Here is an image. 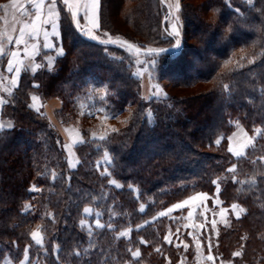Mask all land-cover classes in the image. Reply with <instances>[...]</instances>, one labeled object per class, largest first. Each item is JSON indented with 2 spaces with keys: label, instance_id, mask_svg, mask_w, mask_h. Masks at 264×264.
I'll return each mask as SVG.
<instances>
[{
  "label": "trees",
  "instance_id": "1",
  "mask_svg": "<svg viewBox=\"0 0 264 264\" xmlns=\"http://www.w3.org/2000/svg\"><path fill=\"white\" fill-rule=\"evenodd\" d=\"M121 1L106 0L105 31L146 49L173 44L164 32L167 7L162 0H131L135 3L126 20L132 32L115 29L111 12ZM203 7H184L181 54L157 55L152 75L161 84H172L176 93L148 103L140 99L143 76L134 75L143 65H134L119 49L109 53L117 59H110L101 46L80 37L70 16L61 12L66 54L49 65L48 52H42L36 59L41 68L22 72L12 95H3L7 103L1 117L12 120L14 128L0 133V264H21L29 245L27 264H212L198 257L189 235L195 229L182 212L159 213L192 195L214 194V182H219L222 205L238 204L244 213L213 231L208 223L203 232L195 230L203 256L209 255L210 242L215 264H264V0H205ZM208 9L215 19L208 18ZM34 83L40 87L33 88ZM34 95L40 97L39 113L29 107ZM51 99L60 101V122L79 123L84 137L85 143L75 147L74 169L45 108ZM109 102L123 120L106 128L104 140L93 139L96 117H106L98 109ZM234 121L254 137L239 159L228 151ZM234 165L235 173L229 172ZM105 171L111 175H102ZM233 177L240 183H233ZM252 180L255 184L248 183ZM33 185L39 190L29 191ZM97 218L104 229L95 227ZM81 221L91 226V236ZM36 229L44 237L43 248L31 239ZM169 230L171 245L165 241ZM136 250L138 258L131 255ZM237 251L242 255L234 257Z\"/></svg>",
  "mask_w": 264,
  "mask_h": 264
},
{
  "label": "snow or ice",
  "instance_id": "2",
  "mask_svg": "<svg viewBox=\"0 0 264 264\" xmlns=\"http://www.w3.org/2000/svg\"><path fill=\"white\" fill-rule=\"evenodd\" d=\"M248 3H251L252 0H247ZM106 3V0H10L9 3L0 4V11L3 12V15H0V24L3 25V28L0 29V61H3L6 58V71L9 74H13V78L8 81L7 86L4 85L5 78L3 75H0V87H3V91L6 92L9 96L12 95V89L18 86L19 79L21 77L22 72L35 73V70L41 68V64L35 63V58L40 55L41 45L39 43L41 37L43 39L42 47L49 51H55L56 57H60L65 55V50L63 48L62 40L63 34L61 32V12L63 11L65 17L70 16L71 24L76 33L90 41L94 44H97L102 47L106 56H109V53L114 49H119L123 52L127 57L132 59V63L134 65H146L142 68H138L137 72L134 74L137 79H140L144 73H148L149 79L152 78V74L149 71L150 67H155L157 64V60L154 58L160 53H171L174 56H179L182 51V41H181V16L179 15L183 6L181 0H175L174 4H168V12L164 18V23L169 24V19H173L175 22L170 23L168 27L164 29V32L167 36L174 38L173 39V47L169 49H147L146 51H142L141 46L136 45L127 39H121L118 37H113L109 32L105 31L102 27L101 19H102V9ZM211 10V9H210ZM234 11L239 12V9H234ZM21 48L23 52H21ZM14 49V50H13ZM47 55V54H45ZM141 55L152 57L148 60H140L139 57ZM110 59H117L116 54H112L109 56ZM121 62H123V57L119 58ZM28 61L26 64L25 61ZM54 61V57L47 56V63L52 65ZM33 88H39L38 84H32ZM227 85L225 88L227 89ZM33 103L29 105V107L33 108L37 113L40 112L39 96L31 97ZM101 101L106 99V96L100 97ZM144 103H148L150 101H157L162 99H167L166 95L163 93V90L159 88L158 85H152V90L150 95L140 97ZM7 101L0 96V106L6 104ZM131 103V102H129ZM127 107V106H126ZM126 110V109H125ZM98 111H103L106 114L105 118H118L120 115V110H116L114 106L109 102L105 107L98 109ZM88 115H96L95 112H89ZM153 113L150 108L148 110V115L146 118V122L150 123ZM238 126V125H237ZM14 125L12 123L4 124L0 123V133L8 130H12ZM70 135L74 133L72 143H65L62 147L67 150V162L70 168H76L77 163H73V145L75 144H83L85 141L83 139H79L80 133L75 130H68ZM113 131H116L115 129ZM257 135L261 134V129H255ZM93 139L104 140L105 136L95 137L93 135ZM232 143L235 147L230 146L228 151L233 153V155L239 159L242 156H245V149L253 144L254 137H248L246 132H238L233 137H230ZM59 144V141H57ZM217 144L220 143V140L216 141ZM108 154L105 153V163H109L107 159ZM99 166V163H98ZM229 172L235 173L236 168L235 165L228 169ZM102 175H111V173L105 171ZM56 175L53 174V181L56 179ZM70 181V177H64ZM111 184L115 185L117 188L122 187V185L118 184L115 180L110 181ZM216 183L217 192L215 194L216 198L213 200L215 205H219L221 201L218 199L219 195V182ZM233 183H240L235 180L233 177ZM250 184H255V181H248ZM35 185H33L29 191H38ZM131 190V189H130ZM209 199L207 194H197L195 196L190 197L180 203L175 204L173 207L167 209V211H162L159 213L160 217L171 216V213L174 210H181L185 207H189L191 210L188 212L187 216L184 217L186 220H192L195 213L196 207L201 208L200 215L204 217V223H197L194 225V228L205 229L206 224L209 223L207 216H204L203 202ZM199 201V205L193 207L194 202ZM232 211L235 213L236 218H240V213L244 211L237 204L231 205ZM141 211H143V205H141ZM27 212L31 211V206L26 208ZM223 211H227L222 210ZM85 214H91L90 208H84ZM99 216V214H97ZM175 219V218H173ZM213 228L217 223L216 219H212L210 221ZM82 227L88 229V235H92L91 226L85 225L84 221L80 222ZM187 226V225H186ZM95 227L98 229H104L105 224L99 222L97 218L95 222ZM111 228V224L108 225ZM138 230V229H137ZM177 234L180 229L177 228ZM128 232H121V236H128ZM192 239L196 243V250L198 253V257L215 264L216 258L211 255L212 245L209 242V255L206 257L203 256L200 249V240L193 233H189ZM31 239L33 243L43 248L44 246V237L42 235L41 230H36L31 232ZM179 239V236H177ZM166 243L169 245L173 244V240L171 238V230H169V235L165 237ZM140 243L146 244L147 242L143 239L140 240ZM180 245L177 244L176 247ZM29 245L24 249L23 252V260L21 264H27L29 259ZM187 244L184 245L185 250H187ZM91 248V243L89 248L84 249L85 253H88ZM160 249H157L159 251ZM55 252H59V246L54 247ZM131 251V249H129ZM76 256L80 255V252L74 253ZM132 257L138 258L140 256L139 250L131 252ZM242 255V252L237 251L233 253L234 257H239ZM58 259V257H57ZM223 264V262H221Z\"/></svg>",
  "mask_w": 264,
  "mask_h": 264
},
{
  "label": "rangeland",
  "instance_id": "3",
  "mask_svg": "<svg viewBox=\"0 0 264 264\" xmlns=\"http://www.w3.org/2000/svg\"><path fill=\"white\" fill-rule=\"evenodd\" d=\"M165 1L167 2V4H169V3L174 4L175 3V0H165ZM134 3L135 2L131 1V0H122L121 3L117 5V9H114L111 12V16H112L113 20L115 21V26H116L115 29H117L119 31H122V32H126V31H131L132 32L133 27H131V25H129L127 23L126 14L129 12V10L131 9V7L133 6ZM181 3H182V6H183V10H184V7L186 5H190L191 4L194 7V10H197V11L202 10L203 11V8H204L203 4H205V0H181ZM183 10L179 14L181 16V22H180L181 41H182V39L184 37V30H185L184 22L182 20ZM206 12L208 14V18L215 19L214 13L212 11H210L208 9V11H206ZM166 14H167V11H166ZM201 14H202V12H201ZM173 22H175V21L170 18L169 19V24L173 23ZM169 24H167V25L169 26ZM161 35L162 36L164 35L163 32H161ZM187 42H188V44L192 43L190 40L187 41ZM182 46H183V43H182ZM151 58L152 57L145 58V56H142V55L139 57V59L142 60V61L148 60V59H151ZM154 58L157 60V56H155ZM144 66H146V65H143V67ZM155 68H156V65H155V67H150L149 68V71L151 72V74L154 72ZM152 85H158L159 88L163 90V93L165 95H167L169 92L176 93V91H177L176 87H174L172 84L168 83L167 81H163V84H161V81L158 82L157 80H155L153 75H152V78L149 79L148 73H144L143 79H142V93H143L144 96L150 95V92L152 90ZM59 107H60V101L58 99H51L49 101V103H48V110L47 111L49 112V115L52 117V119L57 124V126H58V128H59V130H60V132H61V134L63 136L64 144L65 143H69L70 144V143H72V140H73L74 133H72L70 135V132L68 130H75L76 132H79L80 133L79 139H83L84 137H83V134L81 132L79 123L63 124V123L60 122V120L57 117V109ZM95 120H96L95 121L96 126L91 132V137H93V135H95V137L98 138L100 136H104V134H105V132L107 130L106 128H110L112 126H115L118 122L123 120V116H122V118H118V119H114V120L113 119L110 120L108 118H104L103 116L102 117L98 116V117H96ZM233 123H234V130L231 132L229 137L230 136L233 137L234 135H236L238 132H241V131L242 132H246L248 137H253L252 135L249 134V132L245 129V127L242 124H240L237 121H234ZM229 137H228V148L230 146L234 147L235 145L232 143V140L230 142L231 145L229 146ZM76 145L77 144L73 145V149H72L73 153H74V157H73V161H72L73 163H77V161H78L77 154H76V148H75ZM65 151H66V154H67V150L66 149H65ZM216 192H217V188L215 190V193L211 194V195L208 194V193H198V194H207V196L209 197V199H207V200H205L203 202V207H204V209H206V211H204V216H207V218L209 220L208 225L210 224V226H211L210 231L215 230V228H217L218 224L227 223L233 217H236L235 213L231 209V205L225 206V205H222V203H220L219 205H215L213 203V200L216 198V196H215ZM195 195H197V194H195ZM195 195H192V196H195ZM192 196H190V197H192ZM190 197H188L186 199H189ZM186 199H184V200H186ZM218 199L220 200L219 195H218ZM184 200H182V201H184ZM182 201H179L178 203H180ZM199 203H200L199 201L194 202L193 207H195L196 205H199ZM175 204H177V203H175ZM175 204L169 206L168 208L173 207ZM167 209H165L163 211L166 212ZM225 209L227 211H223L222 212V210H225ZM190 210L191 209L189 207H185L184 209H181V210H174L172 213H174L175 211H180V212H182V216L184 218V217L187 216V214H188V212ZM201 210H202L201 208L196 207V213H195L193 219L192 220H186L187 221V225L190 226L192 229H195L194 228L195 224L204 223L201 220V219L204 218L203 216L200 215ZM243 213H244V211L240 213V216ZM212 219H216V221H217V223L215 225V228H213L211 223H210V221ZM36 230H38V229H36ZM195 230L199 231V232H203V229H199V230L195 229ZM195 230H192L191 233H193V235H196L198 237V233L199 232L197 233Z\"/></svg>",
  "mask_w": 264,
  "mask_h": 264
},
{
  "label": "crops",
  "instance_id": "4",
  "mask_svg": "<svg viewBox=\"0 0 264 264\" xmlns=\"http://www.w3.org/2000/svg\"><path fill=\"white\" fill-rule=\"evenodd\" d=\"M9 2H10V0H0V4L9 3ZM39 43H40V45H41V51H40V54H41L42 52H48V54L44 56L46 62H47V56H52V57H54V58L56 57L55 51H49V50H46V49H44V48L42 47V45H43V39H42V37H41ZM13 50H14V49H13ZM21 52H23V49H22V48H21ZM38 56H39V55H38ZM38 56H37V57H38ZM37 57L35 58V63H37V62H36ZM25 63L27 64L28 61L26 60ZM47 64H48V63H47ZM0 75H3V77L5 78V80H4V85H5V86H7L8 81H10V80L13 78V74H9V73H7V71H6V59H5V63H4V72H2V73L0 72ZM20 78H21V77H20ZM19 82H20V79H19ZM19 82H18V84H19ZM4 93H6V92L3 91V87H0V96H3ZM49 101H50V100H49ZM49 101L45 104V108H46V110H48V103H49ZM47 112H48V111H47ZM48 113H49V112H48ZM9 122L13 124L12 120H10V119H4V118L1 117V106H0V123L8 124ZM230 137H232V136H230ZM230 137H229V146L231 145V143H230V142H231ZM234 147H235V146H234Z\"/></svg>",
  "mask_w": 264,
  "mask_h": 264
},
{
  "label": "water",
  "instance_id": "5",
  "mask_svg": "<svg viewBox=\"0 0 264 264\" xmlns=\"http://www.w3.org/2000/svg\"><path fill=\"white\" fill-rule=\"evenodd\" d=\"M162 3L167 7V12H168V4H167V2L165 0H162ZM165 16H164V18H165ZM164 18L162 20L163 27H165ZM172 47H173V44L169 45V46H166V47L155 48V49H169V48H172ZM146 50H147L146 48H142V51H146Z\"/></svg>",
  "mask_w": 264,
  "mask_h": 264
}]
</instances>
